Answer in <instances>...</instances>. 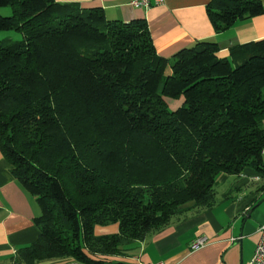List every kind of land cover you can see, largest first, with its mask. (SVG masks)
Wrapping results in <instances>:
<instances>
[{
	"label": "trees",
	"instance_id": "1",
	"mask_svg": "<svg viewBox=\"0 0 264 264\" xmlns=\"http://www.w3.org/2000/svg\"><path fill=\"white\" fill-rule=\"evenodd\" d=\"M0 152L40 215L19 264H112L188 213L230 200L217 178L252 170L264 199V39L218 57L204 41L160 57L147 23L101 8L0 0ZM215 33L264 0H211ZM170 73H167V70ZM166 99L182 100L171 111ZM117 232L96 235L97 227Z\"/></svg>",
	"mask_w": 264,
	"mask_h": 264
},
{
	"label": "crops",
	"instance_id": "2",
	"mask_svg": "<svg viewBox=\"0 0 264 264\" xmlns=\"http://www.w3.org/2000/svg\"><path fill=\"white\" fill-rule=\"evenodd\" d=\"M56 1L79 8H101L109 21L144 20L156 53L167 59L204 41L218 45L219 58L230 59L232 49L264 39V14L237 21L227 31L215 33L205 11L211 0H163L149 9H135L130 6L131 0ZM255 176L252 170H244L239 176H222L223 182L231 179L230 200L172 221L134 244L125 256L105 260L112 264H249L258 228L264 225V201L253 206V200L262 196L254 192L257 185H252L260 181ZM39 215L34 198L18 185L0 152V264H19L14 261L18 250L38 237L33 220ZM112 227V233H116L117 226ZM199 239L205 240L204 245L191 250Z\"/></svg>",
	"mask_w": 264,
	"mask_h": 264
},
{
	"label": "rangeland",
	"instance_id": "3",
	"mask_svg": "<svg viewBox=\"0 0 264 264\" xmlns=\"http://www.w3.org/2000/svg\"><path fill=\"white\" fill-rule=\"evenodd\" d=\"M10 15H11L10 8H8V7L0 8V16L8 17ZM0 34H1L0 35V40H3V41L18 42V41H21L22 40V36L20 34H18V33H15V32H0ZM166 102H167V106H168L169 110H171V111L177 109L182 104V100L175 101V100L166 99ZM260 127L261 128H264V119H262L260 121ZM222 176H224V175H221V176H219L217 178V188H216V191L218 193V198H221L222 197V194H224L225 192L231 193V189L228 190L229 185L232 184L231 183V179L228 180V181H226V182H223L222 181ZM255 182L256 183L252 185V186H254V188H255L256 185L258 186V184H260V181H255ZM191 213H193V212L188 213L187 216L191 215ZM114 231H115V228L112 227V225H110V226H107L106 228H102L100 230L97 228L96 229V234L97 235H101V234L102 235L103 234H111Z\"/></svg>",
	"mask_w": 264,
	"mask_h": 264
},
{
	"label": "built area",
	"instance_id": "4",
	"mask_svg": "<svg viewBox=\"0 0 264 264\" xmlns=\"http://www.w3.org/2000/svg\"><path fill=\"white\" fill-rule=\"evenodd\" d=\"M162 3L163 0H131L130 6L135 9H149L154 5L158 6L161 5ZM258 234L259 237L249 264H264V225L259 226ZM204 243H205L204 239L196 240L191 245V250H196L201 248L204 245ZM62 264H83V263L77 261H69ZM158 264H162V263H158Z\"/></svg>",
	"mask_w": 264,
	"mask_h": 264
},
{
	"label": "water",
	"instance_id": "5",
	"mask_svg": "<svg viewBox=\"0 0 264 264\" xmlns=\"http://www.w3.org/2000/svg\"><path fill=\"white\" fill-rule=\"evenodd\" d=\"M261 201H264V199H262ZM261 201H260V202H261Z\"/></svg>",
	"mask_w": 264,
	"mask_h": 264
}]
</instances>
